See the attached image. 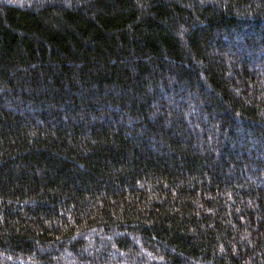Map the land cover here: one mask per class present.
Segmentation results:
<instances>
[{"label": "trees", "instance_id": "trees-1", "mask_svg": "<svg viewBox=\"0 0 264 264\" xmlns=\"http://www.w3.org/2000/svg\"><path fill=\"white\" fill-rule=\"evenodd\" d=\"M0 264H264V0H0Z\"/></svg>", "mask_w": 264, "mask_h": 264}]
</instances>
